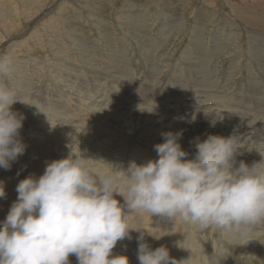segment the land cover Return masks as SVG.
<instances>
[{
	"label": "rangeland",
	"instance_id": "obj_1",
	"mask_svg": "<svg viewBox=\"0 0 264 264\" xmlns=\"http://www.w3.org/2000/svg\"><path fill=\"white\" fill-rule=\"evenodd\" d=\"M195 1L0 0V54L14 60L11 77H0V83L17 92L11 110L24 117L20 139L26 145L9 170L0 168L5 191L0 226L17 199L18 183L30 175L38 179L48 163L71 151L92 159L101 172H127L133 163L158 159L154 146L163 142L162 133L182 132L178 142L192 159L197 141L218 136L217 125L240 147L236 166L264 159V0ZM189 86L194 90L183 98L188 91H180ZM207 96L212 99L184 112L187 98ZM211 107L217 118L206 125ZM115 198L124 204L122 196ZM130 216L140 230L113 249L129 264H139L141 233L150 249L164 246L180 264H208L220 249L229 253L220 264H264V226L247 242L215 229L201 232L179 219L174 223L146 212ZM73 261L78 264L76 257Z\"/></svg>",
	"mask_w": 264,
	"mask_h": 264
},
{
	"label": "clouds",
	"instance_id": "obj_2",
	"mask_svg": "<svg viewBox=\"0 0 264 264\" xmlns=\"http://www.w3.org/2000/svg\"><path fill=\"white\" fill-rule=\"evenodd\" d=\"M13 71V58L0 54V77L10 78ZM17 100V92L0 83V168L5 170L26 148L20 139L24 117L11 110ZM181 135L162 133L163 142L154 146L158 159L133 163L127 172H101L92 159L71 151L48 163L38 179L21 180L0 226V264H70L73 255L78 264H129L113 249L140 230L131 222L133 212L252 240L253 231L264 226V159L236 166L240 147L234 138L215 135L197 141L195 156L187 159ZM142 241L143 233L139 264H180L166 247L152 250ZM228 255L214 250L208 264H220Z\"/></svg>",
	"mask_w": 264,
	"mask_h": 264
},
{
	"label": "bare ground",
	"instance_id": "obj_3",
	"mask_svg": "<svg viewBox=\"0 0 264 264\" xmlns=\"http://www.w3.org/2000/svg\"><path fill=\"white\" fill-rule=\"evenodd\" d=\"M39 1V0H38ZM72 1V0H71ZM195 1V0H194ZM64 2H66V1H64ZM78 2V1H77ZM196 2V1H195ZM195 2H194V4H195ZM220 2V1H219ZM232 2V1H231ZM242 2V1H241ZM245 2V1H244ZM254 2H256V0L254 1ZM197 3V2H196ZM257 3V2H256ZM217 4V3H216ZM238 4V3H237ZM61 5V4H60ZM228 5V4H227ZM230 5V4H229ZM253 5V4H252ZM256 5H258V4H256ZM259 5H261V4H259ZM264 5V4H263ZM195 6H197V5H195ZM251 6V5H250ZM15 7V6H14ZM58 7H60V6H58ZM152 7V6H151ZM159 7V6H158ZM208 7V6H207ZM213 7V6H212ZM215 7V6H214ZM229 7V6H228ZM245 7H246V5H245ZM258 7V6H257ZM54 8V7H53ZM173 8V7H172ZM193 8V7H192ZM237 8V7H236ZM252 8V7H251ZM16 9V8H15ZM152 9V8H151ZM215 9V8H214ZM210 10V9H209ZM211 10H212V8H211ZM256 10V9H255ZM220 11V10H219ZM222 11V10H221ZM260 11V10H259ZM95 12V11H94ZM215 12V11H214ZM45 13V12H44ZM200 13V12H199ZM210 13H213L212 11H210ZM255 13V12H254ZM41 14V13H40ZM64 14V13H63ZM205 14V13H204ZM259 14V13H258ZM66 15V14H65ZM94 15V14H93ZM201 15V14H200ZM213 15V14H212ZM223 15H225V14H223ZM21 16V15H20ZM178 16V15H177ZM193 16V15H192ZM199 16V15H198ZM204 16V15H203ZM216 16V15H215ZM227 16V15H226ZM259 16H261V15H259ZM41 17V16H40ZM43 17V16H42ZM185 17V16H184ZM208 18H209V16H207ZM248 17V16H247ZM126 18V17H125ZM192 18V17H191ZM215 18V17H214ZM213 18V19H214ZM45 19V18H44ZM141 19V18H140ZM175 19H178V18H176V16H175ZM184 19V18H183ZM190 19V18H189ZM195 19V18H194ZM210 19V18H209ZM208 19V20H209ZM36 20V19H35ZM34 20V21H35ZM186 20V19H185ZM203 20H204V18H203ZM202 20V21H203ZM261 20H263V19H261ZM119 21V20H118ZM166 21V20H165ZM168 21V20H167ZM187 21V20H186ZM234 21V20H233ZM251 21L252 22H258V23H260L261 21H260V18L259 19H257V18H252L251 19ZM163 22V21H162ZM213 22V21H212ZM249 22V21H248ZM251 22V23H252ZM263 22V21H262ZM96 23V22H95ZM130 23V22H129ZM174 23V22H173ZM176 23V22H175ZM250 23V22H249ZM177 24V23H176ZM213 24V23H212ZM248 24V23H247ZM253 24V23H252ZM257 24V23H256ZM264 24V22L262 23V25ZM186 25V24H185ZM206 25V24H205ZM261 25V24H260ZM12 26V25H11ZM209 26V25H208ZM35 27V26H34ZM59 27V26H58ZM163 27V26H162ZM196 27V26H195ZM210 27V26H209ZM258 27V26H257ZM13 28V27H12ZM204 28H206V26H204ZM130 29V28H129ZM180 29V28H179ZM196 29H197V27H196ZM202 29H203V27H202ZM206 29H208V28H206ZM245 29H247V28H245ZM163 30V29H162ZM164 30H165V28H164ZM172 30V29H171ZM204 30V29H203ZM238 30V29H237ZM137 31V30H136ZM258 31V30H257ZM1 32V31H0ZM4 32V31H3ZM138 32V31H137ZM162 32H164V31H162ZM202 31H200V33H201ZM119 33V32H118ZM216 33V32H215ZM71 34V33H70ZM199 34V32L197 33V35ZM208 34V33H207ZM261 34V33H260ZM3 35V34H2ZM61 35V34H60ZM204 35H206V33L204 34ZM239 35V34H238ZM246 35V34H245ZM247 37H248V35H246ZM73 37V36H72ZM196 37V36H195ZM194 37V38H195ZM198 38V37H197ZM196 38V39H197ZM65 39V38H64ZM72 39V38H71ZM2 40V39H1ZM263 40V39H262ZM67 41V40H66ZM73 41V40H72ZM206 41V40H205ZM2 42V41H1ZM257 42V41H256ZM11 43V42H10ZM80 43V42H79ZM121 43V42H120ZM130 43V42H129ZM150 43V42H149ZM223 43V42H222ZM30 44V43H29ZM75 44V43H74ZM78 44V43H77ZM153 44V43H152ZM190 44V43H189ZM220 44H221V42H220ZM219 44V45H220ZM264 44V43H263ZM32 45V44H31ZM70 45V44H69ZM137 45V44H136ZM242 45V44H241ZM33 46V45H32ZM77 46V45H76ZM80 46V45H79ZM193 46V45H192ZM117 47V46H116ZM134 48V47H133ZM175 48V47H174ZM195 48V47H194ZM206 48V47H205ZM77 49V48H76ZM189 49V48H188ZM191 49V48H190ZM188 50V51H191V50ZM82 50V49H81ZM174 50V49H173ZM36 51V50H35ZM164 51V50H163ZM176 51V50H175ZM115 52V51H114ZM215 52H217V51H215ZM214 52V53H215ZM150 53V52H149ZM186 53H187V51H186ZM191 53V52H190ZM189 53V54H190ZM88 54V53H87ZM151 54V53H150ZM51 56V55H50ZM63 56H65V55H63ZM113 56V55H112ZM143 56V55H142ZM173 56V55H172ZM260 56V55H259ZM48 57V56H47ZM81 57V56H80ZM183 57V56H182ZM49 58V57H48ZM58 58V57H57ZM91 58H92V56H91ZM111 58V57H110ZM251 58V57H250ZM61 59V58H60ZM93 59V58H92ZM151 59H153V58H151ZM156 59V58H155ZM38 60H40V59H38ZM145 60V59H144ZM252 60V59H251ZM243 61V60H242ZM241 61V62H242ZM253 61V60H252ZM113 63V62H112ZM48 64H50V63H48ZM67 64V63H66ZM69 64V63H68ZM76 65V64H75ZM118 65V64H117ZM188 65H189V63H188ZM74 66V65H73ZM97 66V65H96ZM115 67V66H114ZM201 67V66H200ZM155 68H156V66H155ZM64 69V68H63ZM202 71V70H201ZM72 72V71H71ZM46 73V72H45ZM52 73V72H51ZM65 73V72H64ZM109 74V73H108ZM184 74V73H183ZM59 75V74H58ZM190 76V75H189ZM174 78V77H173ZM196 78H198V77H196ZM68 79V78H67ZM120 80V79H119ZM180 81H182V80H180ZM180 81H178L177 82V84L176 85H178V87H179V85H181V83H179ZM58 82V81H57ZM46 83V82H45ZM184 84H185V82H184ZM187 84V83H186ZM74 85V84H73ZM91 85V84H90ZM127 85V84H126ZM169 85V84H168ZM171 85H173V83L171 82ZM175 84H174V86H176ZM50 86V85H49ZM65 86V85H64ZM63 86V87H64ZM85 87V86H84ZM115 87V86H114ZM130 87V86H129ZM160 87V86H159ZM161 87H163V86H161ZM185 87V86H184ZM126 88V87H125ZM132 88V87H131ZM173 88V87H172ZM180 88V87H179ZM178 88V89H179ZM63 89V88H62ZM69 89V88H68ZM112 89H114V88H112ZM111 89V90H112ZM116 89V88H115ZM119 89V88H118ZM128 89V88H127ZM193 89V87L192 86H189V88H185V90L184 91H180V95H182L183 94V92H186V91H188V94H185L184 96H183V98H185V97H188L189 95H191V92L194 90H192ZM122 90V89H121ZM150 90V89H149ZM148 90V91H149ZM71 91V90H70ZM87 91V90H86ZM179 91L177 90V92L175 93V95H179ZM198 91V90H197ZM159 93H161V92H159ZM168 93V92H167ZM67 94V93H66ZM142 94V93H141ZM146 94V93H145ZM153 94V93H152ZM164 94V93H163ZM198 94V93H197ZM167 95V94H166ZM170 95V94H169ZM168 95V96H169ZM173 95V94H172ZM193 95V94H192ZM63 96V95H62ZM144 96V95H143ZM165 96V95H164ZM193 96H195V95H193ZM197 96V95H196ZM200 96V95H199ZM199 96H197L198 98H199ZM167 97V96H166ZM175 97V96H174ZM191 97V96H190ZM208 98L206 99V100H204V98H203V100L202 101H196V102H194L193 100V102L192 101H187V99H186V106H184V107H186L185 109H184V112L186 113V114H189V113H191V111H193L192 109H194L193 108V106L194 105H197V104H202V103H205L206 101H208V100H211L212 98L211 97H209V96H207ZM251 97V96H250ZM163 98V97H162ZM128 99V98H127ZM149 99V98H148ZM191 99H192V97H191ZM197 99V98H196ZM202 99V98H201ZM218 99V98H217ZM116 100V99H115ZM156 100V99H155ZM160 100V99H159ZM169 100V99H168ZM167 100V101H168ZM162 101V100H161ZM185 101V100H184ZM183 101V102H184ZM166 102V101H165ZM169 102V101H168ZM167 102V103H168ZM257 102V101H256ZM209 103H211V102H209ZM22 104H23V102H22ZM93 105V104H92ZM107 105H108V103H107ZM121 105V104H120ZM120 105H118V106H120ZM184 105V104H183ZM259 105V104H258ZM157 106H159V105H157ZM156 106V107H157ZM256 106H257V104H256ZM107 107V106H106ZM222 107V106H221ZM123 108V107H122ZM154 108V107H153ZM208 109L210 108V107H207ZM222 108H224V107H222ZM264 108V107H263ZM204 109V108H203ZM202 109V110H203ZM218 109H221V108H218ZM60 110V109H59ZM63 110V109H62ZM199 110V109H198ZM205 110H207V109H205ZM261 110H264V109H261ZM116 111V110H115ZM156 111V110H155ZM209 111H211V115L212 116H209L210 115V113H209V115H206V116H208L207 118L208 119H206V118H204V119H206V125L209 123V124H212V122L217 118V114H216V112L214 111H212V107H211V109L209 110ZM143 112V111H142ZM29 113V112H28ZM31 113V112H30ZM201 113V112H200ZM158 114V113H157ZM160 114H161V112H160ZM169 114V113H168ZM167 114V115H168ZM183 114V113H182ZM237 114V113H236ZM118 115V114H117ZM121 115V114H120ZM124 115V114H123ZM128 115V114H127ZM146 115V114H145ZM246 115V114H245ZM141 116H142V114H141ZM178 116V115H177ZM214 116V117H213ZM240 116V115H239ZM169 117H170V115H169ZM187 117V116H186ZM200 117V116H199ZM209 117H211V118H209ZM237 117V116H236ZM33 118V117H32ZM137 118V117H136ZM167 118V117H166ZM193 118V117H192ZM36 119V118H35ZM34 119V120H35ZM228 119V118H227ZM93 120V119H92ZM103 120V119H102ZM157 120V119H156ZM165 120V119H164ZM37 121V120H36ZM49 121V120H48ZM95 121V120H94ZM145 121V120H144ZM194 121V120H193ZM228 121V120H227ZM239 121V120H238ZM238 121H237V123H238ZM53 122V121H52ZM143 122V121H142ZM179 122V121H178ZM181 122V121H180ZM199 122V121H198ZM198 122H197V124H198ZM168 123V122H167ZM190 123V122H189ZM218 123H219V121H218ZM228 123V122H227ZM226 123V124H227ZM37 124V123H36ZM62 124V123H61ZM202 124V123H201ZM220 124V123H219ZM91 125V124H90ZM146 125V124H145ZM180 125V124H179ZM196 125V124H195ZM203 125H205V124H203ZM33 126V125H32ZM136 126V125H135ZM138 126V125H137ZM201 126V125H200ZM57 127V126H56ZM130 127V126H129ZM202 127V126H201ZM220 127V126H219ZM224 127V126H223ZM225 127H227L228 128V126H226L225 125ZM214 128H215V130H216V132L218 133V134H216V135H218V136H222L223 138H231L232 136H230V134H228L229 133V130L228 129H224L225 131H226V133H223L222 131H220V129L218 128V126L216 125V126H214ZM229 128H230V126H229ZM232 128H233V126H232ZM61 129V128H60ZM97 129V128H96ZM104 129V128H103ZM142 129V128H141ZM212 129V128H211ZM236 129V128H235ZM39 130V129H38ZM62 130H64V129H62ZM124 130V129H123ZM130 130V129H129ZM135 130V129H134ZM144 130V129H143ZM204 130H207V129H204ZM232 130V129H231ZM40 131H41V129H40ZM45 131V130H44ZM85 131V130H84ZM141 131V130H140ZM139 131V132H140ZM153 131V130H152ZM195 132V131H194ZM215 132V133H216ZM107 133V132H106ZM182 133V132H181ZM232 133H234V131H232ZM231 133V134H232ZM263 133V132H262ZM134 134H136V133H134ZM139 134V133H138ZM140 134H142V132L140 133ZM264 134V133H263ZM28 135V134H27ZM30 135V134H29ZM201 135V134H200ZM204 136H205V134H203ZM80 137V136H79ZM142 137V135L140 136V138ZM264 137V136H263ZM63 138V137H62ZM136 138V137H135ZM138 138V137H137ZM37 139V138H36ZM103 139H104V137H103ZM103 139H101V140H103ZM132 139H133V137H132ZM207 139V138H206ZM105 140V139H104ZM107 140V139H106ZM129 140V139H128ZM63 141V140H62ZM126 141V140H125ZM134 141H136V140H134ZM203 140L201 139V142H202ZM124 142V141H123ZM129 142H131V141H128V143ZM140 142V141H139ZM138 142V143H139ZM86 143V142H85ZM117 143V142H116ZM137 143V142H136ZM87 144V143H86ZM93 144V143H92ZM110 144V143H109ZM126 145H127V143H126ZM139 145H141L140 143H139ZM138 145V146H139ZM133 146V145H132ZM95 147V146H94ZM129 147V146H128ZM87 148V147H86ZM93 148V147H92ZM141 148H142V145H141ZM144 148V147H143ZM33 149V148H32ZM88 149V148H87ZM125 149V148H124ZM90 150V149H89ZM128 150V149H127ZM134 150V149H133ZM137 150V149H136ZM104 152V151H103ZM141 152V151H140ZM62 154V153H61ZM89 155V154H88ZM92 155V154H91ZM90 155V156H91ZM109 155V154H108ZM244 155V154H243ZM22 156V155H21ZM29 156V155H28ZM96 156V155H95ZM105 156V155H104ZM54 160V159H53ZM134 162V161H133ZM107 164V163H106ZM109 167V166H108ZM117 167V166H116ZM37 171V170H36ZM3 208V207H2ZM6 209V208H5ZM5 209H4V213H5ZM1 211V210H0ZM2 212V213H3ZM2 215V214H1ZM3 219V218H2ZM127 241V240H126ZM73 257H75L74 255L73 256H70L69 257V262L70 263H73L74 261H73ZM209 258V257H208Z\"/></svg>",
	"mask_w": 264,
	"mask_h": 264
}]
</instances>
